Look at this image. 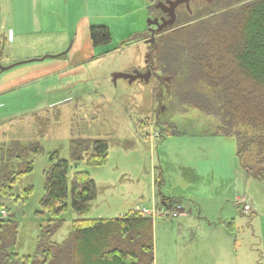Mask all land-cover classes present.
I'll return each mask as SVG.
<instances>
[{"label": "rangeland", "instance_id": "rangeland-1", "mask_svg": "<svg viewBox=\"0 0 264 264\" xmlns=\"http://www.w3.org/2000/svg\"><path fill=\"white\" fill-rule=\"evenodd\" d=\"M89 1L81 4L70 18L69 46L78 19L96 6L95 19L91 20L96 26L110 27L113 41L109 47L115 50L103 54L104 48L92 62L71 64L72 68L40 83L39 93L32 99H28L27 89L19 90L16 99L10 96L11 92L1 93L4 84H0V120H4L0 122V167L2 148L13 142L11 138L27 136L24 143L39 142L42 148L33 157V172L25 178V186L34 187L33 194L26 204L12 206L11 213L15 212L19 225L16 251L21 255L37 253L41 227L48 220L37 213L45 194V171L53 163L49 154L58 150L69 161L70 183L76 172L86 171L96 183L98 196L84 215L73 211L69 200V210L63 215L65 222L52 241L68 240L71 223L77 218H117L130 210L146 208L158 211L153 215L155 264H264V185L240 166L236 139L215 134L221 125L213 114L217 110L211 107L203 112L189 105V101H196L199 94L208 91L206 86L188 83L187 76L172 75L168 67L164 75L174 78L165 87L156 79L129 83L121 78L116 84L112 80L115 72L145 68L149 43L144 33L148 19L159 14L154 8L157 0H119L133 8L121 15ZM96 1L101 4L105 0ZM225 3L191 2V12L180 8L172 31L157 40L170 33L180 34L199 20L221 14ZM55 17L60 18V13L56 11ZM50 41L36 42L31 47L43 50ZM31 47L11 45L3 50L0 45V67L10 66L7 56L34 52ZM37 67L40 63L36 61L19 64L7 74L4 72L8 76L0 74V83L17 74L13 85H21L30 76L53 70ZM57 81L63 82V101L50 111H41L53 97L48 92L41 93L43 88L49 91ZM26 95L21 104H38L39 111H12ZM165 126L177 133L167 135ZM73 136L107 139L106 164L94 166L86 160H73ZM255 154V150L250 152L249 161L255 160ZM243 200L251 205L250 212L244 211ZM178 205L185 214H160Z\"/></svg>", "mask_w": 264, "mask_h": 264}, {"label": "trees", "instance_id": "trees-1", "mask_svg": "<svg viewBox=\"0 0 264 264\" xmlns=\"http://www.w3.org/2000/svg\"><path fill=\"white\" fill-rule=\"evenodd\" d=\"M224 1L221 14L199 20L180 34L161 36L156 58L170 74L206 86L208 91L189 105L203 112L204 108L217 110L213 114L221 125L215 134L236 139L240 166L264 185V0ZM90 37L94 47L113 41L104 25L91 27ZM165 128L167 135L177 133ZM70 149L75 161L103 166L108 160L107 139L73 136ZM253 150L255 160L249 161ZM41 152L39 142L13 141L2 148L0 264H155L153 216L141 210L117 218H77L68 240H51L65 222L69 200L72 210L84 215L98 196L96 183L86 171L76 172L70 183L69 161L58 150L49 154L53 163L45 171V194L37 213L48 220L41 227L37 253L19 254V225L12 206L26 204L33 194L34 187L25 186V178L34 170L33 157Z\"/></svg>", "mask_w": 264, "mask_h": 264}, {"label": "crops", "instance_id": "crops-1", "mask_svg": "<svg viewBox=\"0 0 264 264\" xmlns=\"http://www.w3.org/2000/svg\"><path fill=\"white\" fill-rule=\"evenodd\" d=\"M62 1H64L65 5L63 3L61 8H59L58 5ZM83 3L87 5V3L91 2L89 0H0V39H2L0 45L3 47V50L11 45L16 48L28 49L32 45H35L36 42L43 43L51 40L50 43H47L48 46H44L43 50H37V47H31V51L33 50L34 52L21 54L19 56H7L6 59L9 58L7 61L10 63V66L14 68L19 64L36 61L40 63V67H37L40 70H47L48 68L53 69L40 76H30L29 73L27 75H29L30 78L22 82L21 85L16 86L13 85L14 82L12 80L17 78V74L16 76L14 75L15 77L11 75L12 77L1 81L0 84H4L1 93L11 92L10 96L16 99L18 97L16 94L19 90L27 89L29 90L28 99H32V96H36V94L39 93L38 86L40 83L49 80L50 77L55 74H61L67 69L72 68L71 64L78 66L81 63L92 62L97 58V53L104 48L103 54L109 53V50L110 52L115 50L111 49L109 45L94 47L92 43L90 29L98 25L95 24V20L94 22L91 20L95 19L94 14L96 11H94V7L96 6L88 9L89 14H83L84 16L78 19L74 25L75 34L72 40L73 42L69 46L68 36L70 31L68 34V29H70V18L73 12L78 11V7L81 4L83 5ZM93 3L98 6H105L109 10H113L114 13L120 15L128 10H133V8L127 7V4H122L119 0H105L101 4L93 0ZM111 6H113V8H111ZM56 11L60 13V18L55 17ZM107 13H109V11ZM103 25L105 26V24ZM108 28L110 29V27ZM63 35H66L67 38L64 39L62 37ZM67 46L69 47L66 48ZM64 49H67L66 52H63ZM40 53H46V56ZM2 57L3 53L0 56L1 63L3 62ZM6 71H0V74L5 76L7 74ZM35 71L38 70L36 69ZM4 72L6 73L5 75ZM61 87H63V82L62 84H58L57 81L49 91L43 88L41 93L48 92L50 93L48 96L53 97L49 99L47 104L48 107L42 108L41 111H50L54 105L58 106V104L61 103L60 101H63L60 96V92H62ZM25 98H27V95L23 99L20 98L15 106L16 110L12 111H39L38 109L41 106L38 104H35L36 106L34 107L21 104ZM35 114L38 115L39 113L36 112ZM2 121L4 120H0V122ZM0 133H2L1 123ZM11 139H14L12 141L27 142L25 140H27L28 137H15ZM171 209L173 210L167 211V216L178 217L185 214V210L182 209L180 205L172 207ZM174 213H176L175 216L172 215Z\"/></svg>", "mask_w": 264, "mask_h": 264}, {"label": "flooded vegetation", "instance_id": "flooded-vegetation-1", "mask_svg": "<svg viewBox=\"0 0 264 264\" xmlns=\"http://www.w3.org/2000/svg\"><path fill=\"white\" fill-rule=\"evenodd\" d=\"M160 1L166 2L167 0H157L156 3L154 4V8L159 11V14L157 15V17H154V18L159 19V21L161 22V19L162 18H165L167 20L169 18V15H168V11L167 12H164L161 7H158V8L156 7V4L159 3ZM193 1H195V0H191L190 1L189 7H187V5L185 3L184 4H181V5H179L177 7V9L175 11L176 12V21H175V24H176V22H177V20L179 18V10H180V8H183L184 7L189 12H191L190 5H191V2H193ZM166 9H168V8H166ZM173 26H168V27L164 28L160 32H155V34H154L155 36L153 38L154 41L152 43H149L148 44V53H147V57H146V61L147 62L145 61L146 62L145 68H135V69L132 70V72L134 70H138L141 73H146L147 71L150 70L151 73H152V76L149 79V81H145V80L138 79L139 81L144 82V83H149L151 79H156L159 82V84L162 83V85L165 87V86H167V83L168 82H170V81L173 80L174 76L164 75V73H166L167 67L164 66L161 61H159V60L156 59V50L159 47L158 46V40H157L158 36L162 35L165 32H168V30L172 31V27ZM152 29H155L156 30L157 29V26L152 25L151 28L147 26L146 31L149 32V36H148L149 40L152 39Z\"/></svg>", "mask_w": 264, "mask_h": 264}, {"label": "water", "instance_id": "water-1", "mask_svg": "<svg viewBox=\"0 0 264 264\" xmlns=\"http://www.w3.org/2000/svg\"><path fill=\"white\" fill-rule=\"evenodd\" d=\"M191 0H167L166 2L160 1L159 3L156 4V7H161L163 9L164 12L168 11V15L169 18L166 20L165 18L161 19V22L159 21V19L155 18H149L147 21V25L148 27L151 28L152 25L157 26V29H152V39L149 40L148 36H149V32L146 31L144 33V36L147 38L148 43H152L154 41V34L155 32H160L162 31L164 28L168 27V26H173L175 24L176 21V9L179 5L181 4H186L187 7H189V3ZM209 2H211L212 0H208ZM168 9H166V8ZM147 62V61H146ZM12 68V66L9 67H0L1 71H6L8 69ZM152 73L151 71H147L146 73H141L138 70H134L133 72H115L112 75V80L113 82L116 84L118 79L124 78L129 80V83H132L138 79L140 80H145V81H149V79L151 78Z\"/></svg>", "mask_w": 264, "mask_h": 264}, {"label": "built area", "instance_id": "built-area-1", "mask_svg": "<svg viewBox=\"0 0 264 264\" xmlns=\"http://www.w3.org/2000/svg\"><path fill=\"white\" fill-rule=\"evenodd\" d=\"M242 203H243V209H244V211H246V212H250V211L252 210L251 205H249V204L246 202V200H243ZM142 212H144V213L147 214V215H151V216L155 215V213H158L157 210H148V209H146V208L142 209ZM2 214H3V215H6V212H5V211H2ZM160 214L168 215V212L165 211V212H162V213H160ZM172 215L175 216L176 213H174V214H172Z\"/></svg>", "mask_w": 264, "mask_h": 264}]
</instances>
